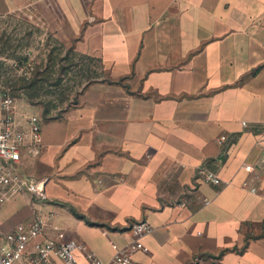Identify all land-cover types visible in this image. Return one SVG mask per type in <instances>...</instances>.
<instances>
[{
	"label": "crops",
	"instance_id": "1",
	"mask_svg": "<svg viewBox=\"0 0 264 264\" xmlns=\"http://www.w3.org/2000/svg\"><path fill=\"white\" fill-rule=\"evenodd\" d=\"M17 13L105 77L60 118L16 105L41 118L19 170L47 180L48 199L0 204L1 230L53 212L46 239L83 244L92 264L147 222L135 264H264V0H0V16Z\"/></svg>",
	"mask_w": 264,
	"mask_h": 264
},
{
	"label": "rangeland",
	"instance_id": "2",
	"mask_svg": "<svg viewBox=\"0 0 264 264\" xmlns=\"http://www.w3.org/2000/svg\"><path fill=\"white\" fill-rule=\"evenodd\" d=\"M104 77L98 59L75 52L33 15L0 16V91L14 96L19 112L33 113L27 102L44 120L60 118Z\"/></svg>",
	"mask_w": 264,
	"mask_h": 264
},
{
	"label": "built area",
	"instance_id": "3",
	"mask_svg": "<svg viewBox=\"0 0 264 264\" xmlns=\"http://www.w3.org/2000/svg\"><path fill=\"white\" fill-rule=\"evenodd\" d=\"M24 126L29 127L27 132ZM41 118L32 115L25 121L16 117V100L8 91H0V204L17 195L30 194L37 202L45 203L48 199L45 186L47 180L22 174L19 165L22 160V149L25 146L36 148L41 145ZM30 140L27 143V140ZM264 166V156L260 160ZM248 171L253 166H246ZM206 181L215 185L221 184V179L207 172ZM54 213L36 214L32 221L22 222L8 232L0 228V264H79L75 250H85L83 244L76 242H60L64 237L59 233V241L46 239V230L54 219ZM152 227L147 222L134 223L130 231L133 242L117 251L110 263L95 259L92 254V264H135L132 254L143 249L141 238L147 235ZM6 241V247L2 242Z\"/></svg>",
	"mask_w": 264,
	"mask_h": 264
},
{
	"label": "trees",
	"instance_id": "4",
	"mask_svg": "<svg viewBox=\"0 0 264 264\" xmlns=\"http://www.w3.org/2000/svg\"><path fill=\"white\" fill-rule=\"evenodd\" d=\"M43 76L45 77V78H49L50 79V74H48V73H43Z\"/></svg>",
	"mask_w": 264,
	"mask_h": 264
}]
</instances>
